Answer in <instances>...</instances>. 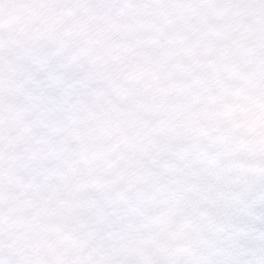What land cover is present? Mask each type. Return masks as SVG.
<instances>
[{
  "label": "snow or ice",
  "instance_id": "snow-or-ice-1",
  "mask_svg": "<svg viewBox=\"0 0 264 264\" xmlns=\"http://www.w3.org/2000/svg\"><path fill=\"white\" fill-rule=\"evenodd\" d=\"M0 264H264V0H0Z\"/></svg>",
  "mask_w": 264,
  "mask_h": 264
}]
</instances>
